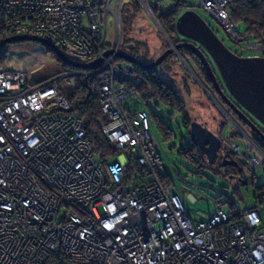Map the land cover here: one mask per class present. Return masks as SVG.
<instances>
[{"label": "built area", "instance_id": "1", "mask_svg": "<svg viewBox=\"0 0 264 264\" xmlns=\"http://www.w3.org/2000/svg\"><path fill=\"white\" fill-rule=\"evenodd\" d=\"M125 2L0 0V34L44 39L75 63L101 60L81 74L98 76V126L117 152L102 162L70 112L60 81L75 72L30 81L0 65V264H264L257 208L216 202L213 214L192 221L163 181L149 114L128 107L140 100L141 80L106 40L107 14L116 18ZM203 2L226 17V0ZM228 148L248 170L264 163L232 141Z\"/></svg>", "mask_w": 264, "mask_h": 264}, {"label": "rangeland", "instance_id": "2", "mask_svg": "<svg viewBox=\"0 0 264 264\" xmlns=\"http://www.w3.org/2000/svg\"><path fill=\"white\" fill-rule=\"evenodd\" d=\"M125 1L127 2L116 13V18H110L111 14H107L109 19L107 43L116 45L120 35L125 41L140 42L143 54H137V58L144 63H151L169 48L167 45H171L173 42L169 40L168 33L158 31L154 22L158 19L156 12H150L144 4L133 2L134 0ZM159 1L162 6L163 4L166 7L174 6L173 9L177 13L175 18L181 10L196 11L210 25L225 46L236 55L246 52L250 53V56H258L261 51H264V46L259 42V39L251 40V35L248 32L240 33L235 29L237 20L228 14L227 0L223 7L226 17L223 14L220 16L212 12L208 7L205 8L203 0ZM113 19H116L117 22H114ZM126 20L131 21L130 26L124 22ZM249 55L245 54L243 57H250ZM5 66L8 70L26 73L30 81L46 79L64 70L63 66L52 58L50 52L34 42L9 44L6 50ZM89 70H84V72L88 73ZM156 72L161 78L172 82L189 123L197 122L212 133H221L226 137L234 133V136H231L226 144L232 140L233 144L237 143L240 146L241 151L244 150V153L246 151L257 152L264 157V149L249 145L247 135L243 134V130L238 129L232 122L233 119L227 116L226 106L218 99L210 80L205 79L198 64L189 54L172 55L156 68ZM72 78L73 76L61 79L62 89L70 88L67 81L73 84ZM219 89L222 92L220 87ZM133 106L138 109L142 108L149 113L150 133L155 136L159 146L158 153L169 179L168 184L174 193L181 197L192 221H198L204 215L213 214L216 202H221L224 210H229L231 204L241 210L257 208V213L264 222V201L257 204L253 195L254 188L264 184L262 168L248 170L245 166L241 167V176L239 174L227 176L222 171L221 173L214 171L217 167L212 166L211 169L207 165L200 171L196 165L180 154L182 148L191 144L181 113L168 108L159 100H148L146 103L135 99V101L129 102L128 107L131 110ZM159 126L168 129L169 135L166 138L159 131ZM243 147L246 148L243 149Z\"/></svg>", "mask_w": 264, "mask_h": 264}, {"label": "water", "instance_id": "3", "mask_svg": "<svg viewBox=\"0 0 264 264\" xmlns=\"http://www.w3.org/2000/svg\"><path fill=\"white\" fill-rule=\"evenodd\" d=\"M174 28L178 36L190 41V43L178 45L177 48H185L197 57L215 91L223 99H226L218 87L216 81V77H218L231 99L264 128V53L250 57L236 55L217 37L210 25L192 9L185 10L178 16ZM21 42H34L51 49L63 64L77 70L97 68L101 63L100 59L89 64L72 62L65 58L60 50L50 42L31 36H13L0 40V50L6 45ZM111 53L112 51H106L103 56L106 58ZM170 53L171 50L165 51L150 64L135 59L125 51L118 52L117 57L125 64L150 71L156 69ZM229 106L235 114L240 116L239 118L244 119L231 103ZM246 124L258 133L249 121H246ZM188 135L190 142L207 157L208 163L213 164L221 148V141L218 137L197 122L190 124ZM259 138L264 143L263 133L259 134ZM221 166H236V163L234 160H225L224 158Z\"/></svg>", "mask_w": 264, "mask_h": 264}, {"label": "trees", "instance_id": "4", "mask_svg": "<svg viewBox=\"0 0 264 264\" xmlns=\"http://www.w3.org/2000/svg\"><path fill=\"white\" fill-rule=\"evenodd\" d=\"M227 1L229 8L228 14L231 15V17L233 18L235 17L237 20V27H236L237 31H239L240 33L248 32L251 35L250 36L251 40L259 39V42H261L262 45L264 46V0H227ZM173 8L172 10H170V14H168L167 17L165 18L160 17V21L161 24L163 25V29L172 38L176 35L174 31V17L177 14ZM181 12L182 10L180 11V13ZM124 22L128 26H130L131 24V21L126 20ZM123 29H125L124 26ZM9 35H11L9 32H1L0 40L10 37ZM7 46L8 45H6L0 50V65H5ZM44 48L48 52H50L52 54V58L55 59L64 68L62 72H58L53 76H58L62 73H65L67 72V69H69L70 71L72 70L73 72L77 71L74 68H71L63 64L54 54L53 50L48 49L46 47ZM242 54L249 55L250 53L240 52V54L237 55L243 56ZM134 70L139 74L138 76L139 79L141 80V83L137 84L136 86L138 95L141 98L140 100L146 103L148 102V100H159L168 108L181 113L183 124L185 128L188 130V134H189V126H188L189 119L184 113V108L180 104V99L173 88L172 82L170 80L161 78L157 74L156 69L148 71L134 67ZM78 72L79 73H76L72 78L73 84L70 83L69 85L70 88L68 90L67 89L63 90V92L69 102L70 112L77 113L79 118L82 120L83 123L82 128L85 132L87 139L92 143L95 153L98 155V157L102 162H109L115 159L117 152L111 144H109L104 140L100 127L98 126V122L101 119L100 105L98 98V92H99L98 76L94 74L91 75L80 74L81 70H78ZM132 108L138 109L135 108L134 106ZM159 131L163 134L164 138H166L169 135L168 129L164 127L159 126ZM256 144L258 147L262 148V144L259 141ZM180 154H182L192 164L196 165L197 168L200 169V171L201 169L206 167L205 162L201 158V154L191 144L188 147L182 148L180 150ZM126 170L127 173L130 175L137 172L135 164L131 161L128 162ZM214 171H217L218 173H221L222 171L223 174L225 175H227L226 172H228V174L232 173L229 170L227 171V169L214 170ZM163 181L166 184L169 183V179L167 178V176L164 177ZM253 193L257 204L262 203L264 199V184L258 185L256 188H254Z\"/></svg>", "mask_w": 264, "mask_h": 264}, {"label": "flooded vegetation", "instance_id": "5", "mask_svg": "<svg viewBox=\"0 0 264 264\" xmlns=\"http://www.w3.org/2000/svg\"><path fill=\"white\" fill-rule=\"evenodd\" d=\"M158 2H159V4H156L155 6H152V5H150V9H148L150 12H156V18H158V19H156V21H154L155 23H156V26L158 27L157 29H159L158 31H160V32H165V30L163 29V25L161 24V21H160V17H163V18H165V17H167V15L168 14H170V10L174 7V6H172V7H166L164 4H163V6H162V4L160 5V1L158 0ZM175 5V4H174ZM184 10H182V12H183ZM181 12V13H182ZM180 13V14H181ZM180 14H178V16L180 15ZM177 16V17H178ZM177 17L175 18V20L177 19ZM175 20H174V24H175ZM174 31H175V28H174ZM175 33H176V31H175ZM169 40H171L172 42H173V44H171V45H167V46H169V48L168 49H166L165 51H167V50H171V53L169 54V55H167V57L162 61V63H164V62H166L167 61V59H169L172 55H174V54H189V56L190 57H192V59H194L195 61H196V63L198 64V67H199V69H200V71H201V74H204L205 75V79L206 80H210L209 79V77L207 76V74H206V72H205V70H204V68H203V66L201 65V63H200V61L197 59V57H195V56H193V54L191 53V52H189L187 49H185V48H177V46L178 45H181V44H186V43H190V41H188V40H185L183 37H180V36H178L177 35V33H176V35L172 38V37H170V39ZM128 42V43H127ZM127 43V44H126ZM110 46L113 48V56L115 57V58H118L117 57V54H118V52H128L132 57H134L135 59H138L137 57V54H143V52H141L142 50H141V44H140V42H137V41H134V40H126L125 41V39H123L122 38V36L120 35V36H118V43L115 45V44H110ZM125 48V49H124ZM164 51V52H165ZM261 53H264V51H261ZM163 54V53H162ZM259 55H261V54H259ZM258 55V56H259ZM206 56V55H205ZM159 57V56H158ZM157 57V58H158ZM156 58V59H157ZM155 59V60H156ZM139 60V59H138ZM154 60V61H155ZM154 61H152L151 63H153ZM161 63V64H162ZM150 64V63H149ZM160 64V65H161ZM211 66V68H213L212 67V65H210ZM134 67H136V68H139V67H137V66H134ZM139 69H141V68H139ZM143 70V69H142ZM214 70V69H213ZM72 71V70H71ZM69 69H67V72H71ZM81 71H83V70H81ZM135 71V70H134ZM74 73V72H73ZM76 73H79L78 71L77 72H75V74ZM135 73L137 74V72L135 71ZM80 74H81V72H80ZM138 75V74H137ZM139 77V76H138ZM216 81H217V83H218V85H219V87L222 89V92H223V94H224V96L226 97V99H223L217 92H214L213 90V92L214 93H216V95H217V97H218V99L222 102V104L223 105H225L226 106V113H227V116H229L230 118H232L233 120H232V122L235 124V126L238 128V129H240L241 131L243 130V134H245V135H247L246 137L248 138V140H249V142H248V144L250 145V144H252V146H254L255 148L257 147V142L259 141L261 144H262V148L264 149V143L263 142H261V140H260V138H259V134L260 133H263L264 134V128L255 120V119H253L251 116H249L243 109H241L232 99H231V97L226 93V91L224 90V88H223V86H222V84H221V82H220V80H219V78L218 77H216ZM211 85V84H210ZM212 86V85H211ZM212 88H214L213 86H212ZM231 103V105L233 106V107H235V109L242 115L241 117L242 118H244V119H241V118H239L240 116H238L237 114H235V112L233 111V109L229 106V103ZM246 121H249V123L253 126V127H255L256 129H257V131H258V133L256 132V131H253L252 129H251V127H249L247 124H246ZM190 124H191V122L188 124V126H190ZM235 133H238L237 131H235ZM217 137H218V139L221 141V148H220V150L218 151V153H217V158H216V160H215V162L213 163V164H209L208 163V160H207V157L203 154V152L196 146V145H193L192 143H191V145L194 147V148H196V150L201 154V158H202V160L205 162V165H207V166H209V167H211V168H213L212 166H215V167H217V169L216 170H221V169H227V171L229 170V171H231L232 173H229L228 174V172H226L227 173V176H235V175H241V167H244V162L240 159V157H238V156H236L235 154H233L230 150H229V148H227L228 147V145H229V143L232 141H230V142H228V144H226L227 143V141H229V138H231V136H234V133H232V134H229L227 137L225 136V135H222L221 133H219V134H215ZM233 142V141H232ZM235 143H236V141H235ZM237 144V143H236ZM262 155V154H261ZM224 158H225V160H228V159H231V160H234L235 161V163H236V166H225V167H222L221 165H222V162H223V160H224ZM259 168H262V169H264V165L262 164ZM258 168V169H259ZM225 171V170H224Z\"/></svg>", "mask_w": 264, "mask_h": 264}]
</instances>
